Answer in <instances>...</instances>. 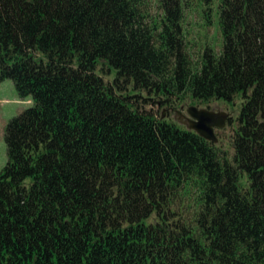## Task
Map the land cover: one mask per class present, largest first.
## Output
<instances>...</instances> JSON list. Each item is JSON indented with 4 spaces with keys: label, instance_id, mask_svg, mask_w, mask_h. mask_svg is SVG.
I'll use <instances>...</instances> for the list:
<instances>
[{
    "label": "trees",
    "instance_id": "obj_1",
    "mask_svg": "<svg viewBox=\"0 0 264 264\" xmlns=\"http://www.w3.org/2000/svg\"><path fill=\"white\" fill-rule=\"evenodd\" d=\"M182 2L0 0V83L32 100L5 130L0 264H264V0H221L197 63ZM186 93L242 95L233 153L147 108Z\"/></svg>",
    "mask_w": 264,
    "mask_h": 264
},
{
    "label": "rangeland",
    "instance_id": "obj_2",
    "mask_svg": "<svg viewBox=\"0 0 264 264\" xmlns=\"http://www.w3.org/2000/svg\"><path fill=\"white\" fill-rule=\"evenodd\" d=\"M150 18L158 19L161 16V8L158 0H145ZM221 0H183V30L188 44L190 54L194 63H197L199 57L206 46H212L216 51L221 50L222 33L219 26L218 6ZM108 78V77H107ZM31 98H22L16 90L13 80L6 79L0 83V171L5 167L8 161L7 145L5 142V130L7 123L14 116L22 113L31 106ZM196 106L205 108L217 113V121L225 122L223 127H215V133L218 138L217 144L231 153L232 136L237 128V118L241 112L242 95L238 94L232 101L211 100L209 102L194 99L191 94H185V99L171 104L160 106L148 105L147 108H153L159 115L177 123L185 129H189L187 119L179 116L178 112H183L187 117L188 108ZM222 113H226L224 116ZM178 209L185 215L192 211V199L184 194L178 203Z\"/></svg>",
    "mask_w": 264,
    "mask_h": 264
},
{
    "label": "water",
    "instance_id": "obj_3",
    "mask_svg": "<svg viewBox=\"0 0 264 264\" xmlns=\"http://www.w3.org/2000/svg\"><path fill=\"white\" fill-rule=\"evenodd\" d=\"M188 113L190 115L188 118L189 129L196 131L205 139L217 143L218 138L215 133V127H223L225 125V122L217 121V113L196 106L189 107ZM222 114L227 116L226 113Z\"/></svg>",
    "mask_w": 264,
    "mask_h": 264
},
{
    "label": "flooded vegetation",
    "instance_id": "obj_4",
    "mask_svg": "<svg viewBox=\"0 0 264 264\" xmlns=\"http://www.w3.org/2000/svg\"><path fill=\"white\" fill-rule=\"evenodd\" d=\"M178 114H179V116H180L181 118H183V119H187V121H188V117H187L183 112L179 111Z\"/></svg>",
    "mask_w": 264,
    "mask_h": 264
}]
</instances>
